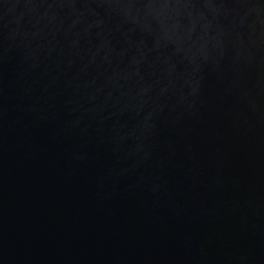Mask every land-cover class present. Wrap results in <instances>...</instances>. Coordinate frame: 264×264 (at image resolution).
Wrapping results in <instances>:
<instances>
[{
    "label": "water",
    "instance_id": "95a60500",
    "mask_svg": "<svg viewBox=\"0 0 264 264\" xmlns=\"http://www.w3.org/2000/svg\"><path fill=\"white\" fill-rule=\"evenodd\" d=\"M0 264H264V0H0Z\"/></svg>",
    "mask_w": 264,
    "mask_h": 264
}]
</instances>
